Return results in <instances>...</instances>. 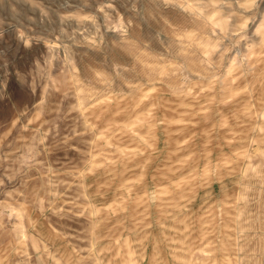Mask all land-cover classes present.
Masks as SVG:
<instances>
[{
  "label": "rangeland",
  "instance_id": "374dc122",
  "mask_svg": "<svg viewBox=\"0 0 264 264\" xmlns=\"http://www.w3.org/2000/svg\"><path fill=\"white\" fill-rule=\"evenodd\" d=\"M0 264H264V0H0Z\"/></svg>",
  "mask_w": 264,
  "mask_h": 264
}]
</instances>
